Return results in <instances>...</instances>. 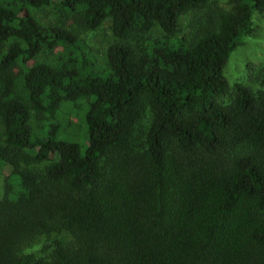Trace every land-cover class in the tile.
I'll use <instances>...</instances> for the list:
<instances>
[{
    "label": "trees",
    "instance_id": "trees-1",
    "mask_svg": "<svg viewBox=\"0 0 264 264\" xmlns=\"http://www.w3.org/2000/svg\"><path fill=\"white\" fill-rule=\"evenodd\" d=\"M212 1L0 0V162L47 161L9 166L0 264H264V88L222 73L264 0ZM41 8L106 22L101 62Z\"/></svg>",
    "mask_w": 264,
    "mask_h": 264
},
{
    "label": "rangeland",
    "instance_id": "rangeland-1",
    "mask_svg": "<svg viewBox=\"0 0 264 264\" xmlns=\"http://www.w3.org/2000/svg\"><path fill=\"white\" fill-rule=\"evenodd\" d=\"M215 6L227 7V0H214L209 3L208 7ZM33 13L44 22L55 21L64 25L70 24V29L90 46L92 53L96 57V61L101 62L105 47L112 40L106 22L94 30H85L77 19L69 20L70 17H64V15L59 16L58 19L53 18L54 15L48 8H41ZM202 14L203 11L189 14L187 15V21L200 19ZM153 32L155 33V31ZM222 73L228 86L237 81L249 86L252 90L264 88V5L252 13L251 31L243 38L241 44L230 52L222 67ZM227 98L229 99V94ZM148 120L149 111L144 109L142 117L135 125L132 133L131 142L136 149H139L141 146V131L145 129ZM135 137L136 139H134ZM24 155L20 151L9 150L7 151L6 159L0 162V196L3 192V184L10 165L41 170L47 164V161L33 162L28 159L25 160ZM41 241L42 238L37 237L31 243L22 247L20 252L35 257H45L48 251L42 248Z\"/></svg>",
    "mask_w": 264,
    "mask_h": 264
}]
</instances>
